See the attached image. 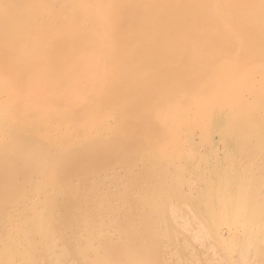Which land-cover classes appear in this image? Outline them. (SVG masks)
<instances>
[{"label":"bare ground","instance_id":"bare-ground-1","mask_svg":"<svg viewBox=\"0 0 264 264\" xmlns=\"http://www.w3.org/2000/svg\"><path fill=\"white\" fill-rule=\"evenodd\" d=\"M77 1L76 17L90 19L73 23L77 36L23 43L11 35L24 33L26 17L9 21L13 1L0 3V18L22 20L0 30V196L15 204L28 187L36 198L13 207L19 220L0 231V264H37L40 239L62 248L45 264H75L63 259L86 254L79 243L108 244L99 260L80 264H139L131 248L145 242L139 215L152 199L141 194L140 160L151 174L154 161L170 162L174 151L264 148V0ZM201 179L210 210L218 193L210 177ZM187 198L185 214L194 213L195 193ZM258 225L234 264H264ZM94 227L119 236L91 235ZM17 246L27 256L16 258ZM187 248L156 264H230L191 259L200 249Z\"/></svg>","mask_w":264,"mask_h":264},{"label":"rangeland","instance_id":"rangeland-1","mask_svg":"<svg viewBox=\"0 0 264 264\" xmlns=\"http://www.w3.org/2000/svg\"><path fill=\"white\" fill-rule=\"evenodd\" d=\"M4 1L6 0H0V3H3ZM10 1H13V13L17 16L12 17L13 14L11 13V18H9L7 16L10 15L9 13L4 15V17H7H5L6 19L12 21V18L29 17V20L26 18L23 20L25 26L20 23L22 20H19V22L17 21L18 23H9L7 20L6 22L2 17L3 12L1 13V18L3 20L0 18V30L11 23H13V25H11L14 27L8 25L10 28L15 29L18 25H20L19 27L21 28L22 25L20 31H22L23 28L26 29L24 30V33L21 34L23 31L19 33V31H17L19 28L17 27L16 32L15 30L13 32L14 35L11 33L12 39H14V36L16 38L23 37L27 40L29 39L28 36L32 37V39H34L33 36L43 37L44 39V37L56 38L60 37V35L61 37L69 36L70 38L77 36L75 31H72V28L75 29L73 23L75 24L77 21H85L83 23L84 25L89 24L88 22L90 19L86 17H76L78 15L75 14V7L79 6L77 3L79 1L77 0ZM62 3L65 5L62 6ZM91 3H94L99 7H104L109 2L106 0H94ZM119 6L122 8L121 4L117 7L119 8ZM18 7H20L19 9L21 10H19ZM47 7H50V9ZM27 8L30 10V13ZM61 8L62 10L65 8L63 12L66 13V16H64L65 14L61 11ZM17 9L19 11H17ZM46 10H51L50 17L49 14L46 18ZM17 12H22V16H18L19 13L16 14ZM58 12L61 16L58 15ZM77 18L80 19L78 20ZM60 19H62V21ZM13 21L16 22L15 20ZM65 22L66 25L64 27L63 24ZM41 28H43V30H40ZM60 28L61 31L66 29V32H59ZM113 34H117V32L112 33V35ZM135 35L136 33L132 32L131 34L125 35V37H134ZM23 38L21 41L22 43L23 41H26ZM35 39L37 42L38 40H43L42 38ZM23 50L24 49H21V51ZM194 139H198L197 135L194 136ZM213 139L215 143L219 145L217 135H214ZM155 153L158 154V152ZM158 156H160V153ZM181 156L184 157L180 158ZM168 157L170 162H165L163 159L160 160V157L158 158L159 160H157V163H155V160V166H153L154 168L151 174L148 173V169H145V167H147V161H145V158H143L144 160L139 161V171L143 178L141 189L142 197L152 198L149 201V204L142 202L141 213L139 215V221H141L139 223V238L145 242L141 243L139 248H131L137 252L139 251V264H156L161 261L166 262L167 258L179 256L183 251L187 252V247L190 249H200L198 255L190 257L191 259L198 258L200 259L199 261H212V263L214 260H221L223 263L229 262L230 264H234L236 259H233L236 258L243 247L247 245L245 242L249 237L251 228L258 225L260 221H264V148L261 150H223L222 148H219L217 149V152L210 149H201L185 153L174 151L170 153ZM193 157L195 158L192 160L193 162H191ZM201 157H206V160H202ZM150 167L152 168V166ZM202 176H207L212 179V182H209V185L218 193V195L212 194L210 197V210L204 209L205 200L201 197L202 194L204 195V192L207 191L205 190L207 186L201 179ZM196 177H198L199 180H197ZM25 191L26 192L23 193H16L20 198L16 199L15 204L8 203L6 201L7 199H4L5 196H0V207H3L5 210L0 214L1 234L9 230V226L18 223L19 219L17 220L16 216H14L15 213H13V207L25 206L26 203L36 199L35 197H31V192H29L28 187L25 188ZM209 191L212 193L211 190ZM191 192L195 193L194 200L197 201L193 206L195 212L185 214L187 213V208H189L187 196ZM170 207H176V209L183 211L173 214L168 211ZM258 226L259 228L264 229V223H261ZM83 234L85 235L84 232L80 231L79 239L82 238ZM90 234L94 236L103 235L102 238L111 240L117 239L119 236L116 231H108L106 228L100 230L98 227H94ZM2 238L3 236L0 235V247L2 244ZM33 245L36 246L37 251L40 252L35 253V256L32 257L33 262L37 264H45L49 261L52 262L53 260L49 259L55 257L54 253L62 249H57L56 247L59 245L46 241L45 239H40ZM76 245L80 246L78 249L84 250V252L87 253L63 259V263L72 262L80 264L90 260L96 262L100 257L95 255L98 254L96 252L107 251V249H104L103 247L108 244L86 245L79 243ZM17 247L20 249L15 254L16 258L27 256V253L24 250L25 246ZM204 247L208 248L206 249ZM125 249L130 248L118 247L116 250ZM92 255H95L97 258ZM98 255H102V253ZM0 257H5V255L2 254ZM131 258L137 259L135 256H132ZM101 260L104 261V259ZM123 263L128 264V262ZM129 264L131 263L129 262Z\"/></svg>","mask_w":264,"mask_h":264}]
</instances>
